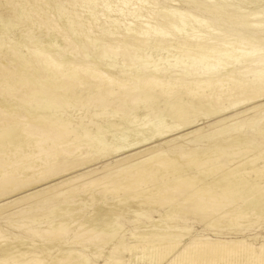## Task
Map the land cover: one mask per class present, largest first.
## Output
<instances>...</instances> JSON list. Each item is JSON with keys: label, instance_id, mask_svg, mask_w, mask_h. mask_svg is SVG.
Wrapping results in <instances>:
<instances>
[{"label": "bare ground", "instance_id": "6f19581e", "mask_svg": "<svg viewBox=\"0 0 264 264\" xmlns=\"http://www.w3.org/2000/svg\"><path fill=\"white\" fill-rule=\"evenodd\" d=\"M18 1L23 10L16 16L23 28L16 36L10 21L0 18V35L10 43L0 42V214L15 217L12 209L29 202L19 214L28 209L31 217L46 219L40 200H51V194L72 183H81V189L111 185L105 192L126 198L127 204L95 201L92 208L76 211L68 196L53 197L56 217L48 228L26 229L27 235L4 233L7 221L0 219V264H135L141 257H148V264H264V240L256 247L246 238H119L112 226L140 198L160 213L168 210V219L184 211L201 220L217 216L216 224L233 226L248 222L251 214L264 217V148L248 153L251 146L236 143L234 133L254 121L244 116L264 108V61L259 69L234 67L254 54L242 43L250 36L232 37L178 7L182 0H170L171 8L159 0ZM187 1L264 33V17L252 20L263 16L264 0ZM246 3L251 6L243 11L240 4ZM35 30L43 36L31 41ZM259 53L264 55V49ZM219 116L198 125L200 118ZM189 126L193 129L187 131ZM179 129L185 131L183 139L192 134L194 139L173 143L178 151L170 159L156 142ZM114 130L122 135L131 130L133 140L123 147L152 143L114 163L91 167L110 157L109 148L123 144ZM222 145L232 148L225 151ZM119 192L128 194L119 197ZM9 225L26 227L15 221ZM99 246L105 249L98 251Z\"/></svg>", "mask_w": 264, "mask_h": 264}, {"label": "rangeland", "instance_id": "374dc122", "mask_svg": "<svg viewBox=\"0 0 264 264\" xmlns=\"http://www.w3.org/2000/svg\"><path fill=\"white\" fill-rule=\"evenodd\" d=\"M49 1H51V0H49ZM58 1H60V0H58ZM159 1L168 7L170 6L169 8H171L172 4H171L170 0L169 1L168 0H159ZM214 1H220V0H214ZM225 1H227L228 4L230 2V0H225ZM233 1L236 2L235 0H233ZM52 3L53 2L51 1V4ZM178 4H179L178 7H180V8L188 9L189 11H191L193 13H196L198 15H201V16L207 18L209 21L214 23L220 30L227 32V33H230L232 35V37H234V38H241L243 36H248V35L250 36V40H249L250 42L242 39L243 40L242 43L248 44V48L250 50L254 51V54L252 56L245 57L239 63L235 64L234 67L236 69H245V68L259 69L263 66V64H261V62L264 61V55L259 53V52L264 49V33L259 32V31H257V29H254V28L247 29V28H244L241 26H237L232 22H228L227 18H224L222 16H218L215 14H211L207 11L201 10L197 6L190 5L187 0H182L181 2H178ZM63 5H65L64 2H63ZM237 5H239V4H237ZM240 5L243 7L241 9L242 10L244 9L243 11H245V9H247L248 6H251L250 4H247V3L243 4V5L240 4ZM244 5H247V6H244ZM225 6H226V4H225ZM262 6H259L260 10H258L257 12L262 11L261 10ZM64 7L67 8L68 6L65 5ZM229 7H231V5ZM22 8H23L22 3L18 0H9L8 2L6 0H0V9H1L0 10V18L5 22L10 21V23L13 25V27H12L13 31L12 32H15V33H12V32L11 33L15 36L18 34V32L20 30H22L21 28H23L22 26H20L21 22H19L20 21L19 17L16 16V15H20L22 13V10H23ZM10 9H11V11H14V12H11ZM6 12H7V14H6ZM9 12H11V13H9ZM257 12H255V14ZM262 12H263V16H262V13H260L261 15L256 14L254 16L255 18L252 19L254 23L257 22L256 19L259 18V16L264 17V10ZM3 14H5V16ZM256 16H258V17L256 18ZM6 19H7V21H6ZM35 32H36L35 37H33V39H31V41H33L34 39H36L38 37L43 36L37 30H35ZM37 34H39V35L37 36ZM0 36H1L0 42L5 43L6 46H9L8 44H10V43L8 42L9 41L8 38L6 36H3V34H1ZM26 38L27 37H22V42L24 44L31 45L29 39L28 38L26 39ZM244 44H242V46H244ZM7 49H9V47H7ZM252 62H257V65L255 67H253L251 65ZM251 112L248 113V115H246L244 117L246 120H249V121L254 120V121H251L249 123L241 125L239 128L237 127L234 130L235 135L238 136V138H239V139L238 138L236 139V143H240L242 141H245V142H248V145L251 146L248 153L253 152V151L255 152L256 149L258 150L259 148H264V108H260L256 112H254V111L252 113ZM254 115H256V117H254ZM224 116L225 115H221L222 119L226 118ZM221 117L220 116L218 118L214 117V119L211 118V120L206 119V118H202V119L200 118V120L198 121V125L201 123H202L201 125H204L205 123L206 124L211 123L215 119L217 120ZM248 117H249V119H248ZM203 121L204 122L206 121V122L203 124ZM119 126H121V125H119ZM190 128L193 129L192 127L189 126L187 131L191 130ZM118 131L114 130L112 135L114 136V138L117 141L123 142V144L118 145L116 147L109 148V150H111L110 151L111 152V155H110L111 158L108 157L103 162H100L102 160H100L99 162L96 161L95 162L96 165H95V163H93L94 165L93 164L90 165L91 167H93V166L94 167L95 166L101 167V166H103L109 162L114 163L116 160H119V159H122L124 157H127V156H130L132 154L137 153L138 151L147 147L148 143H149V145H150V143H152L151 140H144L142 142L136 140L138 142H136L135 144L130 143V147H128V148L123 147L124 143L130 142L133 140V137H131L132 135H129V133H130L129 131H131V130H129L127 133L124 132L123 135L120 134ZM184 132L185 131L180 130V129L169 131L165 134V136L164 135L162 136L163 138L160 136V138H162V139H160L158 142H156V143H160V145L162 146V149H165L167 151V157L168 158L174 159L175 153H176V151H178V148L176 146L172 145L173 143L174 144H181L185 140L188 141V140L194 139V136L192 138L193 134L188 135V137H187L188 139L187 138L183 139L182 134ZM173 133H175V134L173 135ZM230 134L229 135L231 138L234 137V134H232V133H230ZM230 137H227V140H229ZM190 138H192V139H190ZM163 139L165 141L171 140V142H172L171 145L164 143L165 141ZM222 146H223L222 148L225 151L231 150V148H232V147H230V145H222ZM137 147H138V149H137ZM194 147L198 148L199 150L206 149V145H203V144H201V145L195 144ZM185 148H187V147H185ZM124 150L125 151L127 150L128 152H125ZM120 153H121V156H120ZM159 153L162 154V151H159ZM115 154L116 155L119 154V156L117 157ZM237 156H240V158L245 157V155H243V154H238ZM230 161H234L233 157H230ZM170 165L173 166L174 162H170ZM90 166H88L87 168H91ZM182 173H184V171H182ZM58 180H59V178L56 180L53 179L49 182L51 184H53ZM49 182H48V184H49ZM44 185L45 184H43L41 186H44ZM111 188H112L111 185L105 186V185L99 184V185L86 187L85 189H81V183H72L70 185L64 186V187L58 189V191H56L54 194H51V197H52L51 200H49V198H44L43 200H40V203H39L40 209L39 210L41 211L40 213L46 214V216H47L46 219H44V218L42 219V218L37 217V216L31 217L33 212H29L28 209H26L27 211H25V213L19 214L20 213L19 211L21 208L27 207L29 205V202L28 203H26V202L20 203L17 207H15V209H12L13 211L17 212V215L15 217L10 216L7 219L5 216V212L0 214V219H4L5 221H7V222H5V221L1 220V222L3 223L1 225H4V222L7 225V226L6 225L1 226L2 231L4 233L16 232V234H18V233L21 234L24 231H26V229L27 230H37L39 228H48V224H47L48 221L51 218L56 217V213H55L56 212L55 211L56 205H54L56 199H54V198H58L61 201L64 198V196H68L69 204L72 206H76L77 207L76 211L80 210V206H82L86 210L92 208L97 203L95 201H98L99 203H102V204H106L108 202H116L117 205H124V204L126 205L127 204L126 198L119 200V199H117V196L115 194L110 193V192H105V191L110 190ZM88 193H91V195L94 196L96 199L98 198V200H95V199L89 197L90 195ZM126 194H128V193L119 192L118 195L120 197V196H125ZM224 198L228 199L226 201H231L232 203H235L234 199L231 197H224ZM10 199H11V197L7 200H10ZM128 199L130 201L132 200L131 197H129ZM92 201H94V203ZM145 202L146 201H144L141 198L138 199L136 204L133 205L131 208H129V210L126 212V214L120 215L112 223L113 224L112 226L114 228H117L119 231V236H118L119 238L122 236H128V235H129V237H132L135 239H139V237H141V236L163 235V236L170 237L172 239H178V240L182 239V242L191 241L194 238H226V239L246 238V239H248V241H253L254 245H255V243L257 244L258 242L261 243L264 240V217L257 218L251 214V215H248L246 217V219L249 220L248 222L245 223V222L240 221V224L235 223V224H233V226L231 224H219V223L216 224L215 220H216L217 216L215 218V216H212L209 214L208 217L201 220L200 219L201 217L196 216V215H191V214L188 215L187 212H184V211H181V212L178 211L176 213H173L171 218L168 219L165 217V214H166V212H168V210L165 209L166 211L163 210V212L160 213V211H158V209L156 208L157 206H155L154 204H149V203H147V202L145 203ZM167 219H168V222H167ZM158 220L160 222H157ZM14 221L17 223H20V224L23 223V224H25L26 227L14 229L11 225H9L10 223H12ZM77 222H79V221H77ZM77 222H76V224H77ZM211 223H213V224H211ZM166 224H168V225H166ZM120 225H122V226L119 227ZM212 225H213V227H212ZM112 226L110 228H107V230L108 229L110 230L112 228ZM175 230H176V232H175ZM71 231H74V234L79 233L77 231V229L74 230V228H72ZM109 232H111V231H109ZM23 234L27 235V233H23ZM255 240H256V242H255ZM117 242H118L117 240L114 241L115 244ZM259 244H257V245H259ZM103 249H105V248L102 246L98 247V251H101ZM125 252H124V254H126L125 257H128V253L127 252L125 253ZM143 258L141 257V259L139 258L138 260H136L135 262H137V263H135V264H141V263L148 264L151 261L148 257L144 258V261H143ZM145 260H147V261H145ZM126 262H125L126 264H130V263H128V261H126ZM99 263H101V260L99 261ZM133 264H134V261H133Z\"/></svg>", "mask_w": 264, "mask_h": 264}]
</instances>
